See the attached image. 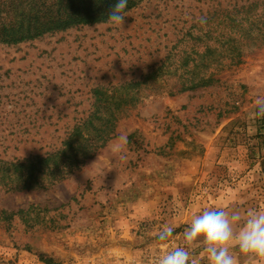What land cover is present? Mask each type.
<instances>
[{
  "label": "rangeland",
  "instance_id": "obj_1",
  "mask_svg": "<svg viewBox=\"0 0 264 264\" xmlns=\"http://www.w3.org/2000/svg\"><path fill=\"white\" fill-rule=\"evenodd\" d=\"M250 1L143 0L123 28L106 21L0 42V161L58 151L104 107L95 90L112 96L115 116L78 165L60 161L25 187L0 182V264H123L183 245L205 208L264 210V118L254 115L264 41L243 46L238 63L223 59L215 82L182 88L189 75L211 73V32ZM2 10L0 24L11 17ZM165 225L174 236L161 243ZM191 251L209 264L202 246Z\"/></svg>",
  "mask_w": 264,
  "mask_h": 264
},
{
  "label": "trees",
  "instance_id": "obj_2",
  "mask_svg": "<svg viewBox=\"0 0 264 264\" xmlns=\"http://www.w3.org/2000/svg\"><path fill=\"white\" fill-rule=\"evenodd\" d=\"M141 1L143 0H129L127 10L137 6ZM116 2L117 0H2L0 8H3L2 11L7 15L11 14V17L7 22L0 24V42L19 43L78 25L106 22ZM224 19L227 20L225 24L222 22L215 24L216 32H211L213 70L208 75L204 73L189 75L184 80L188 81L187 86L182 85L183 90H193L215 82L213 77L217 74L216 67L223 59H228L230 65L238 63L243 55V46L250 47L263 43L264 0H252L242 6L234 5ZM223 31L226 34H223ZM200 60L201 56L197 62ZM184 66L187 67V63ZM93 95L96 101L104 104V107L102 109L100 106L97 107L84 122L74 126L58 151L46 157H29L21 162L0 161V182L8 183L7 180H14L25 187L24 183L28 180L36 181L43 169L58 170L60 161L74 167L81 159L89 156V149L92 146L95 147V144L109 137L112 123L115 121L112 109L105 105L112 96L102 90H95ZM261 125V129H264V119ZM22 212L18 210L10 215L2 212V215L6 219Z\"/></svg>",
  "mask_w": 264,
  "mask_h": 264
},
{
  "label": "clouds",
  "instance_id": "obj_3",
  "mask_svg": "<svg viewBox=\"0 0 264 264\" xmlns=\"http://www.w3.org/2000/svg\"><path fill=\"white\" fill-rule=\"evenodd\" d=\"M129 0H117L112 6L107 22L123 28L125 17L129 16ZM256 117L264 118V100L257 101ZM174 227L165 225L157 233L161 243H167L174 236ZM183 245L164 250L155 264H198L192 256L194 246H202L209 264H240L233 249L247 264H264V210L249 209L246 217L238 211L222 207L205 208L191 217L183 232Z\"/></svg>",
  "mask_w": 264,
  "mask_h": 264
},
{
  "label": "built area",
  "instance_id": "obj_4",
  "mask_svg": "<svg viewBox=\"0 0 264 264\" xmlns=\"http://www.w3.org/2000/svg\"><path fill=\"white\" fill-rule=\"evenodd\" d=\"M164 250H169V249H161L155 253L146 255V256H142L138 259H133V260H129L123 264H155V260L158 257V255L161 254L162 251Z\"/></svg>",
  "mask_w": 264,
  "mask_h": 264
}]
</instances>
